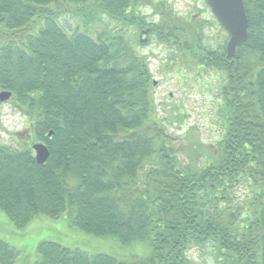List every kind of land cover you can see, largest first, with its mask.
<instances>
[{"label": "trees", "instance_id": "obj_1", "mask_svg": "<svg viewBox=\"0 0 264 264\" xmlns=\"http://www.w3.org/2000/svg\"><path fill=\"white\" fill-rule=\"evenodd\" d=\"M153 2L158 22L144 12ZM244 2L249 37L229 57V34L210 46L203 20L163 0H0V91L12 92L27 140L0 143V213L18 229L67 213L85 233L150 250L123 263L42 241L34 264H201L203 249L215 264H264V0ZM66 15L81 22L68 27ZM139 28L172 47L177 76L216 73L213 143L171 140ZM34 142L49 148L44 164ZM20 258L0 238V264Z\"/></svg>", "mask_w": 264, "mask_h": 264}, {"label": "rangeland", "instance_id": "obj_2", "mask_svg": "<svg viewBox=\"0 0 264 264\" xmlns=\"http://www.w3.org/2000/svg\"><path fill=\"white\" fill-rule=\"evenodd\" d=\"M165 5L173 9L179 17H193L195 21L203 20L204 36L208 44L214 48L222 47L228 36L219 20L214 15L207 0H163ZM153 5L146 6L144 12L149 21L158 22L161 17L153 11ZM65 21L68 27L76 26L81 18L76 15H66ZM105 21L108 18L103 16ZM145 28L136 31L141 39H147L139 47V52L149 56L153 81L155 85L156 103L159 116L169 128L170 136L176 146H184L193 142L198 137L206 145L217 139L222 132L219 118L213 111V103L216 98V88L219 80L216 73L195 74L193 71L184 72L190 76H177L174 71L167 70L174 66L169 59L173 56V50L168 44H161L156 39H150L149 35L141 32ZM156 38V37H155ZM172 54V55H171ZM171 63V64H169ZM180 116L179 118H177ZM185 118L188 123L182 124ZM22 114L10 102L0 104V143H15L27 140H17V135L26 129ZM182 127V128H181ZM191 130V131H190ZM189 131L188 135L183 136ZM21 134V133H20ZM21 138L25 139L24 135ZM238 194L243 197L245 190L242 188ZM0 238L9 242L21 251V264H34L37 257L38 245L42 241H55L71 248H80L89 253L110 254L123 263H131L146 257L149 248L144 243L122 245L113 237H98L85 233L75 227L67 213L59 218L39 216L35 218L25 229H18L5 213H0ZM195 259L201 264H215L208 249L195 250Z\"/></svg>", "mask_w": 264, "mask_h": 264}, {"label": "water", "instance_id": "obj_3", "mask_svg": "<svg viewBox=\"0 0 264 264\" xmlns=\"http://www.w3.org/2000/svg\"><path fill=\"white\" fill-rule=\"evenodd\" d=\"M214 15L229 33V40L226 45L227 54L232 57L236 54L237 48L245 43L249 37V20L245 8L244 0H207ZM149 28L142 31L141 36L147 35ZM147 39H141V43ZM155 84L157 82L155 81ZM12 92L0 91V102H5L11 99ZM53 131H50L48 136L51 137ZM35 151V156L40 164H44L50 156V151L47 145L43 142L34 143L32 145Z\"/></svg>", "mask_w": 264, "mask_h": 264}]
</instances>
